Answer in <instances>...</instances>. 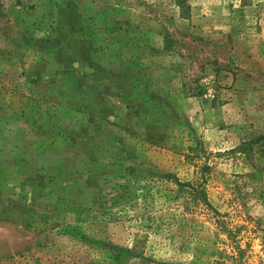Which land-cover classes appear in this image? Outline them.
<instances>
[{
	"label": "rangeland",
	"instance_id": "obj_1",
	"mask_svg": "<svg viewBox=\"0 0 264 264\" xmlns=\"http://www.w3.org/2000/svg\"><path fill=\"white\" fill-rule=\"evenodd\" d=\"M90 52L81 149L6 189L0 264H264V0H0L7 101Z\"/></svg>",
	"mask_w": 264,
	"mask_h": 264
},
{
	"label": "crops",
	"instance_id": "obj_2",
	"mask_svg": "<svg viewBox=\"0 0 264 264\" xmlns=\"http://www.w3.org/2000/svg\"><path fill=\"white\" fill-rule=\"evenodd\" d=\"M74 48L71 46V49ZM81 49L83 50H78ZM92 59L93 54L90 52L86 62L79 58L74 66L63 62L58 64L56 81L44 80L43 70L37 74V79L33 74L26 83L25 94L28 98L22 102L13 97L7 101L8 95L0 93V211L16 214L22 197L28 203L27 196H31L30 191H20L21 196H18L19 192L7 193L6 189H13V182L26 179L25 181H31L35 186L36 182L50 181L54 175L65 177L67 167L71 166L68 153L64 152V156L60 153L54 156L52 153L63 146L61 142L64 139L74 143L77 150L81 149L77 138L73 137L72 141L66 136L67 133L82 132L85 98L90 95L96 98L102 93L103 84L100 85L94 78L86 79L83 75L85 73H82L84 66ZM34 102L33 109L36 112L29 108V104ZM77 154L78 151L74 156L77 157ZM81 164L80 162L78 165ZM75 171L82 175L81 169ZM48 184L50 185L49 182ZM48 187L47 185L49 191Z\"/></svg>",
	"mask_w": 264,
	"mask_h": 264
}]
</instances>
